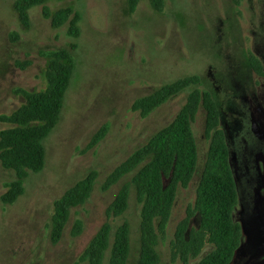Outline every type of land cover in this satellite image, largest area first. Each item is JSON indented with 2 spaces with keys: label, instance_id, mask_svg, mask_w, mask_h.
Listing matches in <instances>:
<instances>
[{
  "label": "rangeland",
  "instance_id": "rangeland-1",
  "mask_svg": "<svg viewBox=\"0 0 264 264\" xmlns=\"http://www.w3.org/2000/svg\"><path fill=\"white\" fill-rule=\"evenodd\" d=\"M16 1L0 0V117L24 104L20 90L32 93L45 87L48 52L74 47V71L60 120L43 141L44 169L29 173L14 204L0 201V264H73L105 223L112 226V235L123 223L129 225L127 264H137L141 207L134 190L121 218L106 217L133 174L106 192L102 186L115 168L173 121L189 91L146 119L131 111L133 103L187 77H198L199 88L212 96L229 152L238 194L233 221L242 230L231 264H264V79L246 62L251 52L264 68V0H243L239 15L230 0H165L161 14L141 0L133 15L126 12V0H49L45 7L50 15L67 8L78 12V38L68 36L69 22L53 29L43 7L28 10L25 28L14 11ZM205 123L200 108L192 124L196 172L188 188L178 191L166 238L156 247L160 264H172L170 242L195 200L209 145ZM103 127L102 139L90 147ZM8 128L0 122V131ZM93 171L98 178L90 198L71 211L61 241L52 245L54 202ZM15 179L13 171L0 166V198ZM77 220L84 232L73 238ZM198 223L196 217L191 227ZM211 250L205 248L189 264H197Z\"/></svg>",
  "mask_w": 264,
  "mask_h": 264
},
{
  "label": "trees",
  "instance_id": "trees-1",
  "mask_svg": "<svg viewBox=\"0 0 264 264\" xmlns=\"http://www.w3.org/2000/svg\"><path fill=\"white\" fill-rule=\"evenodd\" d=\"M49 0H17L14 11L25 28L29 27L28 10L43 7V17L51 21L53 29L69 22L68 36L78 38L80 15L71 8L50 15L45 7ZM65 1V0H59ZM141 0H126V12L133 15ZM239 15L243 0H230ZM150 8L163 13L165 0H148ZM48 52L45 87L38 92L20 90L24 104L0 122L10 126L0 131V166L15 173V181L5 185L6 192L0 201L14 204L24 193L23 183L29 173L39 174L45 165L43 141L56 128L64 105L65 95L74 71L72 51ZM250 70L264 79V68L251 52L246 54ZM198 77H187L159 88L148 97L136 100L131 111L141 119L148 118L171 99L189 91L185 104L173 121L156 133L147 144L134 152L106 178L102 191L118 185L133 174L124 184L115 200L106 210V217L121 218L129 207L131 190L140 205L139 257L137 264H160L156 252L158 243L166 238V230L180 189H187L198 163L197 145L192 131L199 109L206 113L204 136L208 141L206 160L198 182L195 200L186 209V216L175 230L170 242L171 263L189 264L207 247L210 253L197 264H231L241 244L242 230L233 221L238 205L236 183L229 163V152L223 132L219 129V112L209 92L199 88ZM106 128L92 138L90 147L102 139ZM98 178L90 172L83 180L69 188L54 202L49 228V239L57 245L70 219L71 211L84 205L90 198ZM198 217L196 228L192 221ZM84 232L83 223L77 220L71 230L73 238ZM127 264L130 256V229L123 223L112 235V226L103 224L80 258L73 264Z\"/></svg>",
  "mask_w": 264,
  "mask_h": 264
}]
</instances>
